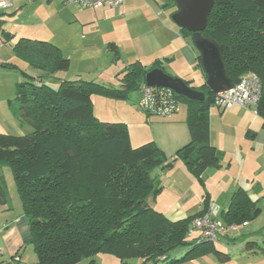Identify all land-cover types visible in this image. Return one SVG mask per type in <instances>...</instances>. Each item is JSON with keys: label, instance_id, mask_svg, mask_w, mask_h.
<instances>
[{"label": "trees", "instance_id": "trees-1", "mask_svg": "<svg viewBox=\"0 0 264 264\" xmlns=\"http://www.w3.org/2000/svg\"><path fill=\"white\" fill-rule=\"evenodd\" d=\"M180 30L193 41L191 32ZM202 34L223 46L234 84L249 73L259 77L262 91L256 112L264 118V0H215ZM13 53L38 73L23 69L27 80L16 86L20 119L32 130L22 135L0 133V162L13 174L29 223L27 242L38 264H96L95 257L105 252L117 255L122 263L141 259L137 264L149 260L185 264L209 254L226 256L216 246L219 240L204 239L199 230H194L199 236L188 239L191 221L210 210L207 199L200 212L179 220L149 204L150 197L161 191L152 176L156 169H172L182 160L203 182L202 174L221 164L223 152L212 144L210 133V109L217 105V94L205 82L198 89L205 94L204 101L173 92L187 108L191 141L170 159L154 141L133 146L127 125L99 119L92 100L94 94L122 99L131 90L142 91L150 70H164L160 61L149 68L139 61L128 64L119 73L122 88L81 78L63 80L53 88L43 77L70 67V59L56 44L20 37ZM198 60L202 68L200 54ZM3 66L19 68L11 62ZM204 76L206 80L205 72ZM7 193L0 177V199ZM260 212L257 202L240 189L222 221L241 227ZM178 249L183 254L173 256Z\"/></svg>", "mask_w": 264, "mask_h": 264}, {"label": "crops", "instance_id": "crops-1", "mask_svg": "<svg viewBox=\"0 0 264 264\" xmlns=\"http://www.w3.org/2000/svg\"><path fill=\"white\" fill-rule=\"evenodd\" d=\"M63 2L59 6L52 1L48 3L52 9L46 20L49 22L60 14L64 15L61 29L48 27L44 31L46 37L38 38L50 41L61 49L63 55L70 59L69 69H73L75 76H83L82 64L91 60L89 54L100 50L109 62L120 63L115 76L136 61L148 68L160 61L166 73L190 84L195 74L203 72L194 42L171 20L178 10L176 3L175 8H169V0H126L120 8L105 6L93 9L82 8L69 3V0ZM19 6L20 3L16 2L7 9L8 17L1 25L5 42L0 46V133L22 135L23 127L28 123L20 119L16 95V86L20 81H17L11 68L3 66L16 59L5 45L16 42L19 36L37 38L43 34L39 29L25 31L27 24L22 23H18L20 29L16 31V23L11 20H16L15 17L23 11ZM35 12L39 13V8ZM33 26L40 27L41 23ZM25 69L38 74L28 67ZM98 78L99 83L113 84L114 76L101 75ZM105 121L124 123L110 119ZM147 123L152 126L149 128L151 133L146 131L147 134L138 141L129 131L132 145L154 141L168 158L173 159L177 150L191 141L187 108L182 113L179 110L169 121L148 120ZM157 126L161 134L152 135ZM210 133L212 144L223 152L220 166L208 168L202 174L203 182L188 170L182 160H177L172 169H156L152 176L161 186V191L156 197H150L149 204L168 216L159 198L165 192L170 194L176 202L174 205L179 206L183 213L177 218L168 217L179 220L200 212L207 199L209 208H216L215 219L222 220V213L228 209L233 194L240 189L245 190L257 202L261 212L247 225L221 236L216 242L217 248L226 256L209 254L185 264H264V118L250 108L216 105L210 109ZM4 169V163L0 162L2 178ZM215 192L220 194L216 196ZM191 207L194 209L191 210ZM29 237V223L20 196L18 192H8L0 199V264H38L36 254L27 242Z\"/></svg>", "mask_w": 264, "mask_h": 264}, {"label": "rangeland", "instance_id": "rangeland-1", "mask_svg": "<svg viewBox=\"0 0 264 264\" xmlns=\"http://www.w3.org/2000/svg\"><path fill=\"white\" fill-rule=\"evenodd\" d=\"M12 5H14L16 2L20 3V10H23L21 13H19L15 19L16 20H11L13 21V23H16V31H19L18 29H20V26L18 25V23H22L23 25L27 24V27H25V31L29 30L31 32L35 31V30H40V32L43 35H39L37 36V38L35 39H41L38 37H46L44 35V31L45 29L49 28H55L57 30L61 29V25L62 22H64L63 20L65 19L64 15L60 14L57 17L53 18L52 21L50 20L49 22H46L47 18H48V13L51 11L52 8L48 7V3L50 1L53 2V4L55 6H59V4H64V0H8ZM171 2V6L169 8H175L176 4L174 1L169 0ZM39 8V13H36L35 10ZM13 16V15H12ZM8 17V15H7ZM11 16H9L10 18ZM173 20V19H171ZM174 22V21H172ZM36 23H41L40 27H34L33 24ZM175 25V24H174ZM21 36H19L18 38H20ZM17 38V40H18ZM29 38V37H28ZM16 40V41H17ZM14 41L13 42H8L5 45V48L9 51H11L13 53V45H14ZM97 49H101V48H97ZM14 55V53H13ZM91 55V60H89L88 62L82 64L83 66L81 67L85 72L83 73V76H75L73 69H68L65 71H59L55 74H50V75H45L43 77L44 81L51 85L53 88H58L60 85V82L63 80H71V79H77V78H81V79H85V80H93L98 82L99 78L101 75L102 77L105 76H114L113 79V84H111L110 82L106 83L109 86H114L116 88H122L121 86V79L123 78V73L119 74V76H115V73L118 71V67L120 66V63H116V65L113 63V61H108L105 59V57L103 56V54H101V50L98 51V53H91L89 54ZM15 56V55H14ZM16 57V56H15ZM13 60L12 63H15L19 66L18 69H12V73L15 74V77L18 79L17 81H22L25 82L27 80V78L24 76V74L22 73V70L26 68L25 63L20 60L18 57H16ZM118 66V67H117ZM97 67V68H96ZM77 69V68H76ZM117 69V70H116ZM115 70V72H114ZM89 71V72H86ZM121 71H119L120 73ZM96 73V74H95ZM98 75V76H97ZM203 72L199 71L197 74H195V78L194 80H191V84L190 86L195 88L196 90H198L199 88H201V86L204 84L205 82V77H203ZM98 79V80H95ZM142 97V91L141 89H135V90H131L128 93L127 98H109V97H104L101 95H96L94 94L92 96V100H93V104H94V113L95 115L99 118V119H105V120H112V121H122L124 122L129 131L132 133V135L134 136V140L138 141L137 139L144 137L147 132L148 134L151 133V131L149 130V128H152V126L150 125V123H147L148 120L149 122H162V121H169L171 119H166L162 116L159 115H152L151 117L148 116L147 112L145 110H143L140 105V99ZM105 99H108L110 101H105ZM186 109V107L184 106V104L181 103V107H180V111L181 113L184 112V110ZM103 120V121H105ZM126 121V122H125ZM110 122V121H109ZM22 134H27L32 130V127L29 126L28 124H26L25 127H23ZM147 131V132H146ZM161 129L159 126H157L156 130H153L152 135L153 134H161ZM15 134H20V133H15ZM138 145V144H137ZM137 145H133V146H137ZM5 169L4 171L1 173V175L3 176L6 188H7V192H17V187L14 181V177L13 174L10 170L9 165L5 164ZM220 194V192H215V195L218 196ZM197 198L200 197L197 196ZM159 200L161 201V205L163 207H166V214L169 217L172 218H177L178 216H180L183 212L181 211L180 207L174 205L173 202V198L170 194L168 193H164L163 196L161 198H159ZM179 202V201H178ZM180 203V202H179ZM190 208L187 206V210H189ZM194 209L193 207H191V210ZM168 211V212H167ZM200 232L199 231H193L191 233H189L188 235V239H193L196 238L197 236H199ZM183 254V249H178L173 256H177L180 257ZM142 260L139 258H132V259H128L127 262L122 263L120 258L112 253H100L95 257V263L96 264H137V263H141ZM87 264V261H84L83 264ZM145 264H156L155 261L153 260H149L147 261Z\"/></svg>", "mask_w": 264, "mask_h": 264}, {"label": "built area", "instance_id": "built-area-1", "mask_svg": "<svg viewBox=\"0 0 264 264\" xmlns=\"http://www.w3.org/2000/svg\"><path fill=\"white\" fill-rule=\"evenodd\" d=\"M125 2L126 0H69V3L74 5L93 9L105 6L120 8ZM11 6L12 4L8 0H0V46L5 42L1 25L7 18V9ZM261 91L262 84L259 77L253 73H249L244 75L238 84H234L232 89L217 93L216 104L224 108L233 106L251 108L257 113L256 108L261 98ZM173 92L170 88L160 87L155 90V88L146 85L143 87L139 105L147 113L171 119L181 107ZM214 210L216 208L210 209L201 216L195 217L191 221V231L199 230L201 231L202 238L216 241L221 236H225L240 227L237 224L226 225L222 220L215 219ZM247 224L248 222L243 223V225Z\"/></svg>", "mask_w": 264, "mask_h": 264}, {"label": "water", "instance_id": "water-1", "mask_svg": "<svg viewBox=\"0 0 264 264\" xmlns=\"http://www.w3.org/2000/svg\"><path fill=\"white\" fill-rule=\"evenodd\" d=\"M178 10L172 15L174 23L192 33L193 42L199 51L202 68L206 73L205 83L214 93L226 92L234 82L227 72L223 58V46L216 40L206 38L202 32L208 24L209 14L215 0H174ZM152 88H170L178 95L191 100L204 101L205 94L191 87L181 78L171 76L161 68L150 70L143 78Z\"/></svg>", "mask_w": 264, "mask_h": 264}]
</instances>
